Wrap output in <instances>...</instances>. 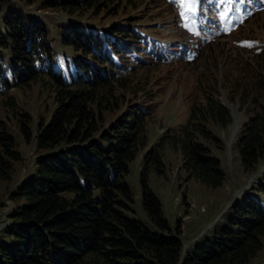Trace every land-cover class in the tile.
<instances>
[{
	"label": "trees",
	"instance_id": "16d2710c",
	"mask_svg": "<svg viewBox=\"0 0 264 264\" xmlns=\"http://www.w3.org/2000/svg\"><path fill=\"white\" fill-rule=\"evenodd\" d=\"M107 1L64 0L58 8L94 18L107 12L103 7ZM117 1L128 7L137 0ZM26 19L14 16L0 0V89L42 80L54 92L56 106L36 134L37 148L46 152L36 160L32 177L13 194L24 202L11 211L9 223L0 230L4 235L0 264H250L263 247L264 172L236 201L226 224L184 254L181 239L172 235L160 202L145 184L142 204L154 228L125 214L133 194L123 177L137 146L145 144V119L154 106L140 99L103 130L100 123L105 111L123 101L120 90L130 87L129 73L121 70L117 59L145 44L142 39L147 41L138 27H132L138 22L125 17L126 24L86 26L74 35L71 29V37L61 35L64 48L83 54L73 57L70 66L52 49L45 51L49 63L41 64L39 52L50 34L33 24L27 28ZM4 51L9 53L7 59ZM252 72L253 79L241 69L234 83L251 110L236 140L245 172L264 161V102L259 100L264 76L257 68ZM208 121L220 126L231 121L227 107L211 95L192 104L187 122L171 130L167 142L180 149L189 177L217 187L224 171L205 143L213 139L205 126ZM146 157L159 162L158 154ZM18 159L13 137L0 127V179L10 178Z\"/></svg>",
	"mask_w": 264,
	"mask_h": 264
},
{
	"label": "rangeland",
	"instance_id": "374dc122",
	"mask_svg": "<svg viewBox=\"0 0 264 264\" xmlns=\"http://www.w3.org/2000/svg\"><path fill=\"white\" fill-rule=\"evenodd\" d=\"M1 1L14 16L22 14L27 18V28L33 24L50 34L44 51L39 52L43 65L49 63L45 54L49 49L63 54L70 66L73 57L83 56L60 43L61 35L72 36L71 29L74 35V31L86 26L104 29L117 22L126 24L125 17L134 18L139 25L131 24L132 27H138L147 41L142 39L145 44L132 47L117 59L121 70L129 73L130 87L120 90L123 101L105 111L100 123L103 130L127 105L140 99L152 101L154 106L145 119V144L137 146L123 177L133 194L125 214L154 228L142 204V183L145 184L160 202L172 235L181 239L183 254L226 224L236 201L264 172V161L249 172L241 166L236 140L251 110L234 88L241 69L248 71L251 79L255 78L252 68L264 76V0H232L231 5L221 4L220 0H196L195 10L187 12L183 19L178 6L170 0H137L133 7L109 0L103 6L107 11L104 16L94 18L89 13L77 16L60 10L58 6L64 0ZM8 57L4 51V58ZM142 63L145 66H140ZM54 64L56 68L59 63ZM17 67L21 68L19 64ZM206 95L225 105L231 115L226 126L211 121L205 124L213 137L205 140L206 146L224 171V180L217 187L189 177L182 167L180 149L167 142L170 131L187 122L192 104L201 103ZM259 100L264 102V87ZM55 106L54 92L42 80H26L20 86L10 83L0 89V127L13 137V150L19 155L10 178L0 179V230L9 223L11 211L24 202L13 194L32 177L36 160L46 152L37 148L36 134ZM150 152L159 155V162L147 159ZM261 241L262 250L250 264H264V236Z\"/></svg>",
	"mask_w": 264,
	"mask_h": 264
},
{
	"label": "snow or ice",
	"instance_id": "6c2138e0",
	"mask_svg": "<svg viewBox=\"0 0 264 264\" xmlns=\"http://www.w3.org/2000/svg\"><path fill=\"white\" fill-rule=\"evenodd\" d=\"M170 2H174L178 8L180 9V17L183 19L186 17V13L189 11H194V5L196 0H170ZM228 3L231 5L232 0H220L221 4ZM183 27H187V25H182ZM248 47L252 45L249 43L247 44Z\"/></svg>",
	"mask_w": 264,
	"mask_h": 264
},
{
	"label": "water",
	"instance_id": "95a60500",
	"mask_svg": "<svg viewBox=\"0 0 264 264\" xmlns=\"http://www.w3.org/2000/svg\"><path fill=\"white\" fill-rule=\"evenodd\" d=\"M232 112H233V114H234V108L232 109Z\"/></svg>",
	"mask_w": 264,
	"mask_h": 264
},
{
	"label": "bare ground",
	"instance_id": "6f19581e",
	"mask_svg": "<svg viewBox=\"0 0 264 264\" xmlns=\"http://www.w3.org/2000/svg\"><path fill=\"white\" fill-rule=\"evenodd\" d=\"M234 110H236V107H234Z\"/></svg>",
	"mask_w": 264,
	"mask_h": 264
}]
</instances>
